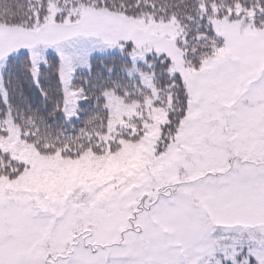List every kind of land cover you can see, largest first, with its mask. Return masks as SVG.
<instances>
[{
	"label": "snow or ice",
	"instance_id": "6c2138e0",
	"mask_svg": "<svg viewBox=\"0 0 264 264\" xmlns=\"http://www.w3.org/2000/svg\"><path fill=\"white\" fill-rule=\"evenodd\" d=\"M0 264H264V0H0Z\"/></svg>",
	"mask_w": 264,
	"mask_h": 264
}]
</instances>
